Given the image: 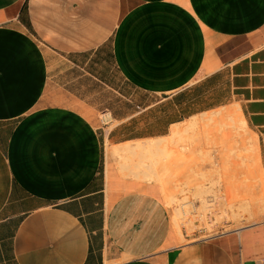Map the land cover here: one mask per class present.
I'll return each mask as SVG.
<instances>
[{"label":"crops","instance_id":"1","mask_svg":"<svg viewBox=\"0 0 264 264\" xmlns=\"http://www.w3.org/2000/svg\"><path fill=\"white\" fill-rule=\"evenodd\" d=\"M106 51L142 95L111 129L55 82ZM230 105L263 178L264 0H0V264H264V219L189 239L107 153Z\"/></svg>","mask_w":264,"mask_h":264},{"label":"rangeland","instance_id":"2","mask_svg":"<svg viewBox=\"0 0 264 264\" xmlns=\"http://www.w3.org/2000/svg\"><path fill=\"white\" fill-rule=\"evenodd\" d=\"M85 57L86 61L90 58L89 55ZM90 64L91 61L88 65ZM88 68L89 67L85 68L88 73L83 70L78 71L77 69V71L73 72L75 74H70V76L68 73L65 74L62 72V68H60V73L55 76V82L64 88L66 86L68 89H71L70 92L72 93V97H74V94L77 98H83V100H86V102L90 103L94 108L96 107L98 120L103 126L109 127V129L119 123V121L115 120L116 118L111 115L112 112L122 116L126 114L128 109L132 112L138 110L136 103L142 101V95L137 91H133L124 78L120 76L109 58L108 51L103 55L102 69H100V65H97V68H99L97 70H99V73H102L103 82L100 80L101 78L99 76H95L96 78L91 76V72ZM147 98L150 101L155 99L152 96H147ZM128 99L134 100L133 103H130L132 105L131 107L127 106L129 102ZM231 107L230 105L221 109ZM202 137H204L203 133L191 129L186 132L182 138L177 139L167 146L162 143V139H157V142L149 147L148 152H145L147 154L132 155L138 150L143 149V147L139 146L136 150L127 152L125 155L127 161L126 159H122L120 174L122 173L121 175L126 179L130 176L131 179L134 178L138 180L140 178L141 180L139 179L138 181H147L143 178L142 174L144 172L142 167L147 163L150 155H154L157 159H161L162 162L169 163L168 167L171 171L169 173L170 180H165L163 182L153 180L150 182L157 185L158 195L168 208L174 211L172 215L176 228L181 232L182 230L186 231L189 235V239L197 237L206 238L217 233L219 229L230 230L263 220L264 177L262 178L261 163L252 137L249 146L256 150V154L253 155L251 163L246 161L242 165H239V163L234 160L224 165V155L220 151L221 146H218V144H216L217 142H209L208 138ZM188 144L189 146H187ZM124 146H126V144L109 147L107 150L108 156L112 159H121L124 156ZM186 147L192 148L195 152L190 151ZM112 148L121 149L119 150L120 156L113 157L109 152ZM166 150L167 152L168 150L172 152L171 156H165L167 155ZM181 154H183V156ZM179 158L184 159V164L181 165V162H178ZM250 158L247 159L250 160ZM225 160L229 162L228 157H226ZM136 165H140V167H136ZM139 168L142 173H139L140 175L137 177L132 175L134 170L138 171ZM234 176L241 184L246 181L245 184L243 183L240 185V187L243 186L242 191L246 190V192H242L240 194L242 197L240 196L238 199H234L237 198L236 196L231 198L229 194L230 188L228 189L230 186L227 187V180ZM248 191L252 193L247 194ZM173 199L179 200L177 203H173L171 202ZM236 200L238 201L236 202ZM169 202L172 203L171 206H169ZM183 202V206H180L179 203L181 204ZM231 203L237 204L234 209V214H237L236 217L231 215L233 213H231L228 208ZM172 207H174V210H172ZM196 207L198 210H196ZM174 216L176 220H174ZM183 240L185 241L186 239L183 238Z\"/></svg>","mask_w":264,"mask_h":264},{"label":"bare ground","instance_id":"3","mask_svg":"<svg viewBox=\"0 0 264 264\" xmlns=\"http://www.w3.org/2000/svg\"><path fill=\"white\" fill-rule=\"evenodd\" d=\"M191 129H194L199 133H203L204 137H202V138H206V139L208 138L209 142L210 141L217 142L216 144H218V146H221L220 151L224 155V157H223L224 165L230 163L233 160L237 161L239 163V165L244 164L246 161H249V163H251L253 160V155L256 154V150H254L252 147L249 146L252 135H251V132L249 131L247 121L244 119V117L241 113V110L238 106L215 110L214 112H211L208 114L196 116L193 119H191L190 121H187L186 123L175 124V126L172 128L170 136L167 138L164 137V139H162L163 140L162 143L166 144V146H167L170 143L175 142L177 139L182 138V136L185 135L186 132L190 131ZM156 142L157 141L154 139L150 140L149 146H153ZM132 144H127L125 146V148H123L124 156L121 159H124V160L126 159L125 155L127 154V152L132 151V150H136V148H138L139 146L143 147L142 144H139V143L136 144L135 146ZM146 145L144 144L143 148H149L148 146L146 147ZM187 146H189V144ZM218 146H217V148L219 149ZM186 148H188L190 151H193L192 148H189V147H186ZM119 150H121V149H119ZM119 150H118V148H112V149H110L109 152L111 153V155L113 157H115V156L117 157L120 154ZM193 152H195V151H193ZM171 153L172 152L170 150H168V152L166 150L167 155H165V156H168V155L171 156ZM183 154H181V155L183 156ZM226 157H228L229 162H226V160H225ZM247 158H250V160H248ZM148 160H150V161H148ZM148 160H147V163L142 167L143 168L142 170L144 172L142 175H143L144 179H146L147 181L156 180V181H160V182H163L165 180H170V174L169 173L171 171L168 167L169 163L167 164V162H162L161 159H157L156 157H154V155L153 156L150 155ZM183 160H184L183 158L182 159L179 158L178 162L179 163L181 162L180 164L182 165L185 162V161L183 162ZM126 161H127V159H126ZM167 161H169V160H167ZM136 167H140V165H136ZM139 173L140 174L142 173L140 168L138 169V171L134 170L132 175L137 177L140 175ZM173 177H176V176H173ZM245 182L246 181H244L243 183L245 184ZM242 184L239 183L237 179H235V176L233 178H229L227 180V187L230 186V187H228V189L230 188L229 194L231 195V198L236 196L237 198H234V199H238V197L241 196L240 194L242 192L243 193L246 192V190H244L245 192L242 191L243 186L240 187V185H242ZM251 193L252 192L249 193V191H248L247 194H251ZM232 194H233V196H232ZM242 199H245V198H242ZM178 200L173 199V200H171V202L177 203ZM237 201L238 200H236V202ZM171 202H169V204H170L169 206L172 205ZM186 202L189 203L188 201H186ZM183 204H184V202L181 204L179 203L180 206H183ZM236 206H237V204L231 203L228 207L230 209V212L233 213L231 215H233L235 217L237 216V214H234L235 213L234 209ZM197 207H196V210H198ZM241 208H242V206H241ZM245 209H247V208H245ZM172 210H174V207H172ZM172 212L174 214V211H172ZM238 212H240V211H238ZM204 217H201V218H204ZM195 219H196V217H195ZM174 220H176L175 216H174ZM179 232L181 233V231H179Z\"/></svg>","mask_w":264,"mask_h":264}]
</instances>
